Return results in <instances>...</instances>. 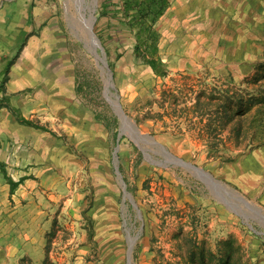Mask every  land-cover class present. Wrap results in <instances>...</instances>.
Wrapping results in <instances>:
<instances>
[{"label":"rangeland","instance_id":"obj_1","mask_svg":"<svg viewBox=\"0 0 264 264\" xmlns=\"http://www.w3.org/2000/svg\"><path fill=\"white\" fill-rule=\"evenodd\" d=\"M92 2L0 0V48L21 33L5 82L23 78L13 97L43 103L37 143L0 139L3 174L30 179L10 193L0 170V264H264L262 220L234 214L187 169L139 148L164 162L156 147L117 140L107 71L84 45ZM101 2L92 30L114 61L123 112L264 215V0H172L157 25L164 77L133 54L131 35L110 32Z\"/></svg>","mask_w":264,"mask_h":264},{"label":"trees","instance_id":"obj_2","mask_svg":"<svg viewBox=\"0 0 264 264\" xmlns=\"http://www.w3.org/2000/svg\"><path fill=\"white\" fill-rule=\"evenodd\" d=\"M170 4L171 0H102L99 10V17L106 18L111 33L113 32L117 35L127 33L132 36L133 54L149 66L152 72L158 77H164L167 74V67L159 54V41L161 35L157 25L159 20L167 12ZM104 49L109 68L114 77V61L111 60V55L106 45ZM120 57L121 55L117 54L115 60ZM2 89L3 86L1 84L0 91H2ZM236 97L238 96H232L231 99L235 100ZM240 103L241 101H239V104ZM227 108L223 112L220 118L221 120L229 117ZM20 121L29 126H34L41 130L43 129L33 124L30 120L21 118ZM0 170L3 174L2 163H0ZM3 176H5V181L9 186L10 193H13L24 180V178L21 177L14 182L13 179L6 174H3Z\"/></svg>","mask_w":264,"mask_h":264},{"label":"water","instance_id":"obj_3","mask_svg":"<svg viewBox=\"0 0 264 264\" xmlns=\"http://www.w3.org/2000/svg\"><path fill=\"white\" fill-rule=\"evenodd\" d=\"M95 5H96V0H93L91 5L92 9L90 10V16H89V25L86 27L87 39L84 41V45L88 48L89 52L94 56L96 60L101 61L104 64L105 69L103 68V71L104 70L107 71V76L104 79V83H105L104 95L109 101V103L113 106L120 120L117 140H119L121 136L125 134L129 136L133 140V142H135V144H137V142H141L156 147L159 150L158 153L164 158V162H156L152 160L150 156L145 153L146 149H143L138 145L139 148L144 152L146 158H148L155 164H159L163 167L167 166L168 164H177L187 169L199 181H201L205 185L206 189L210 192L211 196L217 202L224 205L225 208H227L229 211L233 212L234 214L244 217L245 219L251 217V215L255 216L256 218H258L257 215H261L264 219V215L262 214V211L259 208L255 207L254 205H252L251 203H249L240 194H238L234 190L227 188L221 181L214 179L209 173L205 172L203 169L198 168L191 163L185 162L181 159L174 157L167 150H165L163 146L158 144L152 137L146 134H142L141 131L136 127L134 121L130 120V118L123 112L121 105L118 101V96L111 92L112 72L107 65L106 52L103 46L101 45L99 39L95 36L92 30V26L95 21V17L93 16V9ZM116 171L123 188L124 196L129 198L133 207H135L134 201L132 200L130 194L127 193L126 191L125 183L121 178L117 166H116ZM224 194L226 195V197L224 196ZM240 206H243L244 208L242 209ZM136 212L138 217L140 218L139 211L137 210ZM258 220L261 221L260 218H258ZM133 242L134 239H131L130 250L132 248ZM129 264H131L130 256H129Z\"/></svg>","mask_w":264,"mask_h":264},{"label":"crops","instance_id":"obj_4","mask_svg":"<svg viewBox=\"0 0 264 264\" xmlns=\"http://www.w3.org/2000/svg\"><path fill=\"white\" fill-rule=\"evenodd\" d=\"M216 1L219 4V0ZM171 5H172V0L170 6ZM12 28L13 27H11L10 29ZM13 37L14 38L9 48H0V85L2 84L3 86L2 91H0V139L2 137L4 138L9 137L12 139L15 138V140L20 138L22 139L30 138L33 139L34 143L35 142L37 143V139L39 138V136L42 135L41 134L42 130L34 126H29L25 123H22L20 119L23 118L25 120H30L36 126L41 127L40 124L41 122L38 123L36 120H33V118L34 117L40 118L39 115L42 114V109H43L42 101L41 103L37 101L36 104L34 105L35 107L33 106L29 109L28 104H26L23 101V99L21 98L18 99L17 97H13L15 91H18L21 89V87H24L21 83L23 78L17 79V81L12 83L11 85L8 84L7 81L5 82V79H8V73L11 71L10 69L14 64L13 60L18 55V49L14 45H16L19 42V38L21 37L20 31L18 30L17 33L15 32ZM27 52H29V50ZM14 71L16 70H13V72ZM52 86L59 87V83L58 82L52 83ZM53 107L54 105H52L51 110L53 112L57 111L55 108L56 105L54 107L55 109ZM31 111L32 112L34 111L35 114L31 115L30 118H28L27 114L31 113ZM37 112H39V114H37ZM53 114H57V113H53ZM28 175L29 174L26 173L25 171H18L15 176L16 178L14 177L13 174H11L10 176L12 177L14 182H16L19 178L24 176L23 177L24 180L22 181V183H24L30 180L29 178L26 177ZM22 183L19 184V186H21Z\"/></svg>","mask_w":264,"mask_h":264},{"label":"bare ground","instance_id":"obj_5","mask_svg":"<svg viewBox=\"0 0 264 264\" xmlns=\"http://www.w3.org/2000/svg\"><path fill=\"white\" fill-rule=\"evenodd\" d=\"M70 19L72 20V24H75V19L73 16L70 17ZM89 25V20H87V26ZM224 196L226 197V195L224 194ZM258 218H260L263 222H264V219L261 215H257Z\"/></svg>","mask_w":264,"mask_h":264}]
</instances>
